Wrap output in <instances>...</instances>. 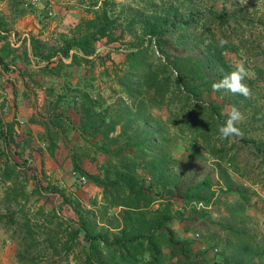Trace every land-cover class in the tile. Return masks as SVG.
<instances>
[{
    "label": "rangeland",
    "instance_id": "rangeland-1",
    "mask_svg": "<svg viewBox=\"0 0 264 264\" xmlns=\"http://www.w3.org/2000/svg\"><path fill=\"white\" fill-rule=\"evenodd\" d=\"M114 1L117 9L123 10V18L133 13H161L170 6L176 7L181 15L190 10L198 12L200 19L194 31L196 38L204 42L212 40L219 46L221 41H226L223 54L229 69L220 67L218 72L224 77L237 65L243 64L248 73L243 81L250 89L247 98L223 90L213 92L197 80L201 88L199 99L190 96L186 102L185 98L174 96L162 106L150 110L151 115L164 120L169 109L174 110L181 104L200 110L211 104L219 106V122L212 129L211 140L222 147L226 155L233 157V161L226 162L224 166L236 183L234 189L243 192V196L234 190L225 193L224 188H220L222 182L215 167L216 158L203 147L204 157L194 158L191 135L181 133L176 126L168 123V132L178 143L172 150L173 154L176 158L184 156L179 167L174 168L177 174L186 170L181 177L182 186L190 179L196 182L208 176L214 198L204 205L194 201L184 204L179 197H170L167 193L162 197L171 200L174 211H186L195 206L206 212L204 218L195 215L189 219L185 214L169 224L175 238L187 242L188 250L186 253L174 251L175 255L170 256L167 241L161 238L162 264H222L219 250L225 240L233 239L229 228L233 222L226 220V204L238 200L243 204L238 218L242 222V230L253 236L256 245L264 248V0ZM100 3L101 0H21L16 8L12 6V1L0 0V24L3 25V28L0 26V46L7 42L12 48L5 57L7 68L0 67V88L9 98L5 120L16 122L13 132L16 146L9 152L21 164L20 168L12 170V161L5 164L4 156L0 159V264H85L86 243L82 233L72 240L68 249L64 245L72 225L69 220L76 218L73 203L78 202L82 209L94 210L96 220L101 221L99 208L103 204L104 192L102 187L74 168L71 157L75 156L80 169L94 175L99 173L98 164L106 157L102 152L95 151L93 138L80 136L72 127L71 123L76 122L77 115L72 109H67L70 106L58 96L67 94V98L72 97L71 88L74 87L86 90L96 98L100 96L103 106L118 98L128 102L118 77L127 68L126 54L136 48L132 43L148 49L147 59L152 64L168 62V57L160 51L154 38L143 34L140 24L134 23L132 33L125 31L121 40L113 44H106L104 40L97 43V50L104 53L103 58L90 56L88 62L63 67L59 75L42 71L32 55L30 38L35 37L45 46L56 48L63 37L70 36L78 19L90 16V6L97 4V7ZM125 22L122 19L123 27ZM176 37L177 34L165 36V39L170 44ZM167 55L169 59L174 55L189 58L195 53L185 44L168 45ZM63 60L66 63L70 61L69 58ZM170 71L167 76L171 91L176 85L178 72L174 69ZM233 106L243 114V120L237 124L241 135L224 139L219 128ZM56 116L61 119V126L56 128L57 138L51 140L45 125ZM174 122H178L176 117ZM51 141L56 144L53 151L49 149ZM0 146L3 144L0 143ZM0 150L5 151L3 147ZM130 151L127 149V152ZM139 172L144 173L141 169ZM34 173L43 185L51 182L63 190L71 203H63V199L55 194L35 192ZM11 186L18 198L16 201L11 193L8 199L4 196ZM157 204L158 201L153 206ZM37 210H42V213L37 214ZM118 210L119 207L109 208L106 216L110 217ZM26 219L32 226L30 231L23 225ZM37 225L47 226V230H41L42 227L37 228ZM47 234L51 235V239H47ZM144 257L148 259V253ZM260 260L264 264V254Z\"/></svg>",
    "mask_w": 264,
    "mask_h": 264
},
{
    "label": "trees",
    "instance_id": "trees-1",
    "mask_svg": "<svg viewBox=\"0 0 264 264\" xmlns=\"http://www.w3.org/2000/svg\"><path fill=\"white\" fill-rule=\"evenodd\" d=\"M10 1L16 8L21 3V0ZM96 5L90 6V16L78 19L70 36L63 37L58 47H47L37 38H30L32 55L42 71L59 75L63 67L88 62L90 56L103 58L104 53L97 50V43L104 40L106 44H113L121 40L125 31L132 33L134 23L140 24L143 34L154 38L160 51L168 57V62L152 64L147 59L148 49L132 43L136 48L126 54L127 68L118 77L128 102L118 98L110 105L103 106L100 96L96 98L86 90H77L74 87L71 88L72 97L67 98V94L58 96L70 106L67 109H72L77 115L76 122L71 123L72 127L80 136L93 138L95 151L102 152L106 157L104 162L98 164L97 175L80 169L75 156L71 157L74 168L103 189V204L99 208L102 220H96L94 210L82 209L78 202L73 203L76 218L69 220L72 225L68 231L69 239L64 245L68 249L72 240L82 233V239L86 243L85 264H162L163 253L159 242L161 238L167 241L170 256L175 255L176 251L186 253L188 250L187 242L176 239L169 224L185 214L189 219L195 215L203 218L206 216L203 209H197L195 206L186 211H174L171 200L162 197L167 193L170 197H179L184 204L194 201L204 205L214 198L212 182L208 176L196 182L190 179L182 186L181 177L186 170L177 174L174 168L179 167L184 156L176 158L173 154L172 150L178 143L176 138L169 134L168 123L176 126L181 133L187 132L191 135L194 158L204 157L201 147L216 158L215 167L222 182L220 188H224L225 193L234 190L243 196L242 190L234 189L236 183L224 166L226 162H232L233 157L226 155L223 148L211 140L212 129L219 122V106L211 104L205 110H200L195 106L181 104L174 110L169 109L164 120L150 113L151 109L162 106L170 97L185 98L186 102L190 96L199 99L201 88L197 80L202 81V85L211 90L213 83L223 79L218 72L220 67L229 69L223 54L225 46H219L212 40L204 42L196 38L194 31L198 28L200 16L192 10L181 15L176 7L170 6L161 13H133L123 18V10L117 9L114 0H101L100 5ZM122 19L126 21L124 27ZM0 26L3 28V25ZM175 34L177 37L169 44L165 36ZM184 44L195 55L189 58L174 55L169 59L168 45ZM11 50L7 42L0 46V67L3 69L7 68L5 57ZM24 54L27 57L26 51ZM65 58L70 61L66 63L63 60ZM171 69L176 70L178 76L175 87L170 91V78L167 74L172 72ZM7 104L9 98L0 88V143L5 149L4 152L0 150V159L4 156L5 164L12 161V170H15L20 168L21 164L10 155L9 150L16 146L13 137L16 122L5 120ZM175 117L178 122H174ZM60 126L61 119L57 116L45 125L51 140L57 138L56 128ZM55 145V142L51 141L50 151L55 149ZM2 147L0 146V149ZM127 149L131 151L127 152ZM139 169L144 173L141 174ZM32 178L35 192L55 194L63 199V203H71L63 190L51 182L43 185L36 173L32 174ZM9 193L13 195L14 201L18 199L13 186L5 192L6 199ZM157 201V206H153ZM116 207H119L118 212L107 217V210ZM226 209V220L233 222L229 226L233 239L225 240L219 250L221 263L262 264L260 258L264 254V248L254 243L253 236H248L242 230V222L238 220L243 211V204L238 200L226 204ZM39 213L41 214L42 210H37V214ZM47 221L51 222V219L47 218ZM23 225L28 231L32 229L29 219H26ZM40 227L41 230H47V226L37 225V228ZM47 237L51 239V235L47 234ZM145 253H148V259H145Z\"/></svg>",
    "mask_w": 264,
    "mask_h": 264
},
{
    "label": "clouds",
    "instance_id": "clouds-1",
    "mask_svg": "<svg viewBox=\"0 0 264 264\" xmlns=\"http://www.w3.org/2000/svg\"><path fill=\"white\" fill-rule=\"evenodd\" d=\"M226 41H221L223 46ZM247 70L243 64L236 66L234 71H231L220 81L212 84L213 92L228 91L232 94H239L245 98L250 96L249 87L243 82L247 77ZM243 120V114L240 110L233 106L228 114V118L224 124L219 128V133L222 138L228 139L230 137L241 135V130L237 124Z\"/></svg>",
    "mask_w": 264,
    "mask_h": 264
},
{
    "label": "built area",
    "instance_id": "built-area-1",
    "mask_svg": "<svg viewBox=\"0 0 264 264\" xmlns=\"http://www.w3.org/2000/svg\"><path fill=\"white\" fill-rule=\"evenodd\" d=\"M82 180H84V177H82Z\"/></svg>",
    "mask_w": 264,
    "mask_h": 264
}]
</instances>
